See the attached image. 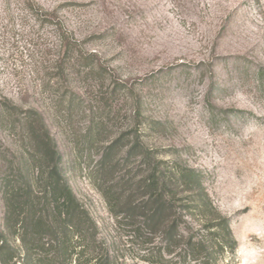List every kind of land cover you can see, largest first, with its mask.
I'll return each mask as SVG.
<instances>
[{
    "label": "rangeland",
    "instance_id": "obj_1",
    "mask_svg": "<svg viewBox=\"0 0 264 264\" xmlns=\"http://www.w3.org/2000/svg\"><path fill=\"white\" fill-rule=\"evenodd\" d=\"M65 38L97 56L87 83L56 74ZM2 97L44 115L107 240L118 233L91 174L140 101L145 144L205 175L239 243L232 264H264V0H0ZM15 144L0 134V153ZM120 250L118 264H150L130 238Z\"/></svg>",
    "mask_w": 264,
    "mask_h": 264
},
{
    "label": "trees",
    "instance_id": "obj_2",
    "mask_svg": "<svg viewBox=\"0 0 264 264\" xmlns=\"http://www.w3.org/2000/svg\"><path fill=\"white\" fill-rule=\"evenodd\" d=\"M95 57L65 38L56 74L87 83L99 72ZM137 102L133 129L107 143L91 174L118 233L107 240L75 195L44 115L0 98V134L16 141L15 149L0 153V264H118L124 238L139 244L150 264L236 261L239 243L205 175L160 160L145 144ZM75 104L74 96L66 101L68 113ZM91 132L86 135L94 142Z\"/></svg>",
    "mask_w": 264,
    "mask_h": 264
}]
</instances>
